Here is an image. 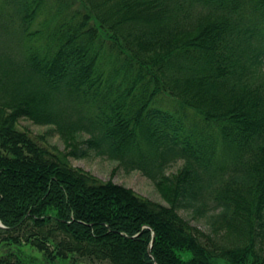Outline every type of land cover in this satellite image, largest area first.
I'll return each mask as SVG.
<instances>
[{
    "label": "trees",
    "instance_id": "obj_1",
    "mask_svg": "<svg viewBox=\"0 0 264 264\" xmlns=\"http://www.w3.org/2000/svg\"><path fill=\"white\" fill-rule=\"evenodd\" d=\"M74 1L31 30L48 0H0V241L58 264H264V0ZM70 156L139 171L166 205Z\"/></svg>",
    "mask_w": 264,
    "mask_h": 264
},
{
    "label": "rangeland",
    "instance_id": "obj_2",
    "mask_svg": "<svg viewBox=\"0 0 264 264\" xmlns=\"http://www.w3.org/2000/svg\"><path fill=\"white\" fill-rule=\"evenodd\" d=\"M49 7H52V10L41 15H38L33 21L30 29L34 30L41 26H44V21H51L52 15L56 13L58 4L66 5V3H74V0H48ZM61 9V8H60ZM54 19V18H53ZM54 28L49 24L47 29L44 32V36L47 38L50 36ZM45 38V40H46ZM45 40H40L38 43L44 45ZM16 127L19 130L25 131L29 136H31L38 143L51 148L53 151L62 153L65 150L64 143L57 134L53 132L51 126L49 125H40L35 124L31 120L21 118L17 121ZM68 163L75 168L81 169L85 172H88L95 176L98 180L106 182L111 181L115 184L122 185L135 194L150 199L152 201L166 205V202L162 199L158 191L156 190L153 182L142 175L139 171L133 170L130 172H125L118 167V164L114 160H110L103 157H84V158H66ZM184 164V161L178 159L172 162L168 168L167 173L173 174L179 171ZM185 213V212H184ZM188 219L193 223L200 225L202 228L205 227V218L193 217L191 214H185ZM14 252L19 254L22 258L31 264H58V263H49L47 262L41 252L30 246L29 244H5L0 241V256L8 253ZM80 264H88L86 261L81 262ZM91 264V263H89ZM92 264H109L108 262H94Z\"/></svg>",
    "mask_w": 264,
    "mask_h": 264
},
{
    "label": "water",
    "instance_id": "obj_3",
    "mask_svg": "<svg viewBox=\"0 0 264 264\" xmlns=\"http://www.w3.org/2000/svg\"><path fill=\"white\" fill-rule=\"evenodd\" d=\"M0 227L4 228V226H3L1 223H0ZM150 249H151V245L148 246L147 251H148V254H149L150 256H152V255H151V250H150ZM153 264H155V260H154V259H153Z\"/></svg>",
    "mask_w": 264,
    "mask_h": 264
}]
</instances>
